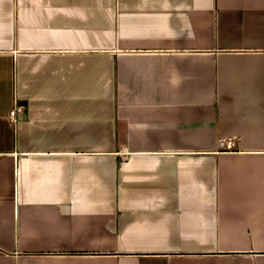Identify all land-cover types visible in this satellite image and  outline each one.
Returning a JSON list of instances; mask_svg holds the SVG:
<instances>
[{
  "label": "crops",
  "instance_id": "crops-1",
  "mask_svg": "<svg viewBox=\"0 0 264 264\" xmlns=\"http://www.w3.org/2000/svg\"><path fill=\"white\" fill-rule=\"evenodd\" d=\"M0 264H264V0H0Z\"/></svg>",
  "mask_w": 264,
  "mask_h": 264
},
{
  "label": "built area",
  "instance_id": "built-area-1",
  "mask_svg": "<svg viewBox=\"0 0 264 264\" xmlns=\"http://www.w3.org/2000/svg\"><path fill=\"white\" fill-rule=\"evenodd\" d=\"M23 110V107L15 102L14 107L9 112V119L13 124L18 122V114Z\"/></svg>",
  "mask_w": 264,
  "mask_h": 264
}]
</instances>
